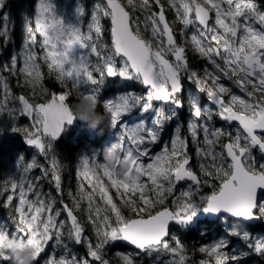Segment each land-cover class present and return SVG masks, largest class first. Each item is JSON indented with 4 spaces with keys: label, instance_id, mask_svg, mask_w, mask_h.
I'll use <instances>...</instances> for the list:
<instances>
[{
    "label": "snow or ice",
    "instance_id": "1",
    "mask_svg": "<svg viewBox=\"0 0 264 264\" xmlns=\"http://www.w3.org/2000/svg\"><path fill=\"white\" fill-rule=\"evenodd\" d=\"M53 7L50 0H39L35 26L26 19L22 48L3 65L23 77L31 95L15 94L7 77L0 75V116L10 118L13 130L47 161L40 164L35 154L30 160L21 155L17 173L0 181L5 204L18 200L15 230L0 224V245L11 238L31 246L33 264H41L38 257L42 264H143V254L154 257L152 264H160L164 256L168 259L163 264H264V233L248 227L250 218L264 219V199L257 194L258 186H264V11L257 0H97L87 30L81 5L74 24H65ZM136 12L140 15L133 16ZM167 12L182 24L185 43L177 41ZM102 18H109L110 25ZM3 20L0 35L7 42V13ZM106 32L110 43L102 42ZM188 43L205 61L202 67H193ZM75 45L84 49L78 58L72 55ZM43 66L61 91L45 85ZM116 73L135 75L147 91L101 97L105 75ZM185 81L195 86L186 101ZM73 89L97 109L102 106L110 117L109 128L135 105L149 111L133 124L121 123L110 145L80 155L76 193L69 191L71 203H66L65 165L54 140L64 122L75 116L70 107ZM185 103L186 121L179 112ZM20 115L31 123L15 126ZM169 124L174 127L165 137ZM153 145L159 150L153 151ZM189 145L198 171L190 165ZM36 167L43 175L29 179ZM44 178L61 194L59 201L51 191L38 189ZM82 202L86 223L76 214ZM197 208L231 214L233 227L226 232L239 237L236 243L221 236L201 244L198 262L168 227L169 220H190ZM86 227L94 238L86 235ZM49 242L51 248L45 251ZM73 244H82L86 251L79 253ZM0 261L11 264L2 249Z\"/></svg>",
    "mask_w": 264,
    "mask_h": 264
},
{
    "label": "trees",
    "instance_id": "2",
    "mask_svg": "<svg viewBox=\"0 0 264 264\" xmlns=\"http://www.w3.org/2000/svg\"><path fill=\"white\" fill-rule=\"evenodd\" d=\"M92 0H80L85 8L88 9V6ZM260 5V9L264 11V0H257ZM35 4L36 0H0V28L4 27L3 16L5 13L8 14L7 27L9 29L10 38L5 41V37L0 35V74L7 77L8 83L17 95L23 93L25 95H31V89L23 86V77L17 72L13 74L6 69H3L5 63L10 64V58L13 52L19 53V50L23 44L24 40V25L26 19L31 20L32 26H35L34 13H35ZM157 10V9H154ZM138 15V12L133 13V16ZM166 19L174 29L177 41L179 42V30L181 29L179 23H177L175 16L172 12L166 13ZM105 26L110 25V20L108 18L103 19ZM146 36L147 33H145ZM39 38V37H38ZM105 42L110 43V33H105ZM39 51V48H38ZM187 56L191 61L193 67H202L203 59L200 58L191 50H187ZM43 71L45 73V85L54 91H61L62 88L60 84L55 80V76L47 75V68L43 66ZM19 85V86H18ZM190 85V86H189ZM193 84L191 82L185 81V87L191 88ZM182 90L185 101L187 96ZM192 89V88H191ZM130 90H133L136 94H143L144 88L142 84L133 80L131 83H116L115 80H109L105 84L100 86L99 95L103 98H108L109 96L114 95L116 91L129 93ZM193 90V89H192ZM33 99H35L33 97ZM74 97L70 98V103H72ZM187 103L179 110L180 118H184L187 109ZM98 111H103L102 106L98 107ZM165 111L167 112V106H165ZM31 122L24 120L21 116L17 118L16 125L20 126L24 124H30ZM173 124H169L172 126ZM13 123L10 118L5 116H0V181L6 178V175H9V166L13 163L19 156H24L28 160L35 154L37 157V162L40 164H47V161L44 160L43 155L39 152L32 150V147H27L24 145L23 135L13 130ZM102 127V123L98 124L96 128L88 127L86 122L80 120L76 117V121L71 126H66L61 137L58 141H54V144L57 148L59 158L61 162L65 165L62 170V185H63V199L66 203H71L67 193L72 191L76 193L78 177H77V160L81 153L90 154L92 149H95L103 144L110 135L109 127L104 126L102 130H98ZM190 165L194 170L198 171V167L190 160ZM43 175L40 167H36L31 170L30 177H41ZM86 184L87 182L84 181ZM39 190L47 193L52 192L53 195L57 197L59 201L61 194L58 193L55 187L49 183L47 178L42 179L38 182ZM181 186V185H180ZM205 191H210V189H205ZM264 194V193H263ZM264 195L261 196V198ZM79 198V197H77ZM6 196L0 195V217H2L8 225V230L15 228V222L13 217L17 215L15 211L16 200L12 206L5 204ZM85 202H82L81 209L76 213L82 221L86 223V214H85ZM223 219L224 222L221 220ZM260 219V218H259ZM233 227V221L231 217L219 216L215 220L207 221L206 219H199L195 217L192 219V222L185 221L182 224L178 222H173L169 228L170 232H174L176 236L181 240L185 245L188 255L192 260L198 262L203 254L199 253L198 248L203 243H208L210 240L221 237L228 236L230 243H236L239 240L238 236L230 235L226 232V229ZM248 227L253 232L264 233V219H260L259 222L255 224H248ZM86 235L93 237L94 234L90 227H86ZM171 240V236H169ZM117 245V242L113 243ZM76 251L83 254L86 249L81 245H72ZM51 248V242L46 246L45 251ZM194 249L196 251H194ZM115 250V249H114ZM147 254L141 256L143 264H152L154 257L147 258ZM152 259V260H151ZM0 264H6L4 261H0ZM113 264H116V261H113ZM225 264H232L231 261L225 262Z\"/></svg>",
    "mask_w": 264,
    "mask_h": 264
},
{
    "label": "rangeland",
    "instance_id": "3",
    "mask_svg": "<svg viewBox=\"0 0 264 264\" xmlns=\"http://www.w3.org/2000/svg\"><path fill=\"white\" fill-rule=\"evenodd\" d=\"M50 2L53 4V11H54V13L57 15V16H59L61 19H62V21L65 23V24H70V23H75L76 22V13H75V9H76V7H77V4H79V5H81L83 8H84V16H83V21H82V23H83V25H84V29L85 30H87L86 29V26H87V23H88V20H89V18H90V15H91V11H92V9H93V6L97 3V0H92L91 2H90V4H89V6H88V9L87 8H85L84 7V5L80 2V0H50ZM123 2L126 4V0H123ZM37 3H39V0H36V4H35V9H36V5H37ZM258 3V2H257ZM259 4V3H258ZM158 10V9H157ZM173 13V12H172ZM138 15H140V13L138 12ZM173 15L175 16V14L173 13ZM176 18V17H175ZM103 19H105V18H102V23H103ZM109 19V18H108ZM110 20V19H109ZM176 22L177 23H179V25H180V27L182 28V24L179 22V20L176 18ZM33 22L35 23V13H34V20H33ZM141 28L143 29V25H141ZM179 32V42L180 43H185V41L181 38V32H180V30L178 31ZM147 35H149V33H147ZM105 40H106V38H105V36H104V39H103V43H106L105 42ZM21 48H22V46H21ZM21 48H20V50H21ZM38 46H37V51H38ZM20 50H19V52H20ZM187 50H191V51H193V48H192V45L190 44V43H188L187 44ZM84 52V49H81L80 47H79V45H75L74 46V48H73V51H72V55L74 56V57H79V55L81 54V53H83ZM194 52V51H193ZM93 59H95V56H93L92 57ZM204 63H205V61H203ZM203 63V64H204ZM67 66V65H66ZM18 67H19V64H18ZM0 75H2V74H0ZM116 79V83H119V84H122V83H131V81H133V80H135V81H137V82H139L140 84H141V81L140 80H138V79H136V77H135V75H133V76H129V77H121L118 73H116V74H114V75H111V76H109V75H105V77H104V80H103V82L100 84V86L102 85H104L105 84V82H108L109 80H115ZM226 83L229 85V86H231L232 88H233V90L235 91V92H237L238 94H243V93H240V90L238 89V88H236L234 85H231V82L230 81H226ZM190 86V85H189ZM80 87L83 89V88H86L87 87V85H84V84H81L80 85ZM191 88L193 89V91H195V86L193 85V87L191 86ZM191 88H188V87H186L185 89H184V92H185V94H186V96L188 95V90L189 89H191ZM147 91V89H144V93ZM125 92H118V91H116L115 93H114V95H112V96H109L108 98H106V99H111V98H114V97H116V96H118V95H120V94H124ZM129 93H132V94H134V95H143V94H136V93H134V91L133 90H130V92ZM201 99L203 100V99H206L204 96H203V94L201 95ZM165 110V109H164ZM149 111V109H144L143 111H141V105H135V106H133V107H131L128 111H126V112H124V113H122L121 114V120L120 121H118L117 122V125L115 126V127H113V128H109V132H110V135H109V137H108V139L106 140V141H104L103 142V144L102 145H100L99 147H97V148H95V149H103L104 147H106V146H108V145H110L111 143H113L116 139H117V137H116V135H115V133H116V131H118L119 130V125L121 124V123H124V124H133V123H135L137 120H139V119H143L144 117H145V114L147 113ZM186 114H185V116H184V118L182 117V120H185L186 121V119H187V116H188V106H187V109H186ZM166 112V111H165ZM21 116V115H20ZM29 122H31V121H29ZM233 123H235V122H233ZM217 126H219V123L217 124ZM172 127H174V124L172 125V126H168V128H166L165 130H164V134H165V137H167L168 136V134H169V131L171 130V128ZM233 127H235V125H233ZM24 145H26L27 147H29V146H31V145H28L26 142H25V139H24ZM161 147H162V144L160 145ZM32 147V150H34V151H36V152H38V150L37 149H35L33 146H31ZM189 149H190V152L192 153V156H191V161H193V163L197 166V159H196V157H195V154H194V150L191 148V145H189ZM152 150L153 151H158L159 150V147L157 146V145H153L152 146ZM86 155L87 153H81L80 155ZM80 157V156H79ZM98 159H100V160H102L103 159V157H102V154H98ZM17 160H18V158L13 162V163H11L10 164V166H9V172H10V174H16L17 173V170H18V165H17ZM79 163V158H78V160H77V164ZM41 169V168H40ZM77 170V169H76ZM42 171V170H41ZM29 179H32V177H30L29 176ZM106 179V178H105ZM87 182V181H86ZM39 185V184H38ZM181 186H184L183 184L181 185ZM39 189V188H38ZM114 191V190H113ZM31 195V194H30ZM261 199H264V196L261 198ZM16 204H18V200H16ZM57 206H60V207H62L61 205H57ZM201 210H202V208H197V210H196V212L194 213V215L191 217V219L190 220H188V222H192V219L193 218H195V217H197L198 216V214H200L201 213ZM219 217V216H218ZM217 217V218H218ZM61 218H64L63 216L61 217ZM223 222H224V220L223 219H221ZM0 224H3V225H6L7 226V228H8V225H7V223L5 222V220L2 218V217H0ZM15 230V228H11V229H9V231H14ZM115 242H117V241H113L112 243H115ZM47 246V245H46ZM147 258H150L149 256H146ZM139 258H141V257H139ZM164 259H168V257L167 256H164V257H162L161 258V261H160V264H163V260ZM38 260H40L41 261V264H42V259L40 258V257H38ZM152 260V259H151ZM153 261V260H152ZM34 264H35V262H34Z\"/></svg>",
    "mask_w": 264,
    "mask_h": 264
},
{
    "label": "clouds",
    "instance_id": "4",
    "mask_svg": "<svg viewBox=\"0 0 264 264\" xmlns=\"http://www.w3.org/2000/svg\"><path fill=\"white\" fill-rule=\"evenodd\" d=\"M74 97L70 107L76 117L86 122L88 127L96 128L102 123L104 126L109 123L110 117L106 111H98L92 100L85 98L75 89L71 90ZM3 254L11 258V264H33V248L27 244L21 246L18 241L7 238L3 245H0Z\"/></svg>",
    "mask_w": 264,
    "mask_h": 264
},
{
    "label": "water",
    "instance_id": "5",
    "mask_svg": "<svg viewBox=\"0 0 264 264\" xmlns=\"http://www.w3.org/2000/svg\"><path fill=\"white\" fill-rule=\"evenodd\" d=\"M141 84H142V83H141ZM142 87H143L144 89H146V86L143 85V84H142ZM21 117H22L24 120L31 121L30 118H27V117L24 116V115H21ZM75 121H76V116L73 117V120H72L71 123L64 122V126H63V128H62L61 133L55 138L54 141H58L59 138L61 137V135H62V133H63L65 127H66V126H71V125H73V124L75 123ZM29 147H30V146H29ZM178 183H180V184L182 185L183 182H182V181H178ZM263 193H264V186H258V188H257V194H258L259 198L262 196L261 194H263ZM254 211H255V209H254ZM218 216H227V217H231V214L227 213V212L224 211V210H218L217 212L213 213V212H211L210 210H209V211H204V210L202 209V210H201V213L198 214L197 217H198L199 219H206L207 221H211V220H215ZM250 220H251V223H249V224H255V223H257V222L260 221V219L257 218V217L250 218ZM173 222H175V221H173V220H169V222H168V227H169V228H170V226H171V224H172Z\"/></svg>",
    "mask_w": 264,
    "mask_h": 264
}]
</instances>
